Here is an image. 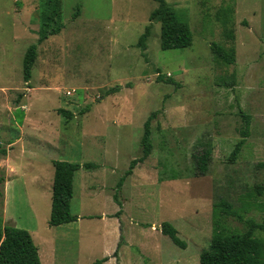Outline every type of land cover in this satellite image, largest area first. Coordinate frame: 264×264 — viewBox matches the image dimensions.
Masks as SVG:
<instances>
[{"label":"rangeland","instance_id":"obj_1","mask_svg":"<svg viewBox=\"0 0 264 264\" xmlns=\"http://www.w3.org/2000/svg\"><path fill=\"white\" fill-rule=\"evenodd\" d=\"M167 2L189 22L190 47L163 50L157 22L147 50L138 45L155 0H62L65 27L38 45L28 84L24 56L38 42L47 0H0V218L32 234L42 264H94L117 249V264H201L213 235L214 203L223 197L239 206L240 197L264 183L257 166L264 161V0ZM231 3L237 60L226 66L215 62L212 44L225 43L216 12ZM153 113V151L118 190L131 161L143 155L144 126ZM244 115L251 117L249 136L233 159L244 139ZM19 119L27 163L34 152L42 180L13 179L17 193L9 196L5 223L8 157L2 153ZM202 142L213 149L205 175L194 159ZM14 149L10 159L18 167L22 157ZM54 159L95 165L77 171L71 201L74 215L88 217L58 227L48 223L52 192L42 202L33 195L36 187L52 191L55 170L47 162ZM250 215L264 221L258 210ZM164 222L177 228L185 247L162 232Z\"/></svg>","mask_w":264,"mask_h":264},{"label":"trees","instance_id":"obj_2","mask_svg":"<svg viewBox=\"0 0 264 264\" xmlns=\"http://www.w3.org/2000/svg\"><path fill=\"white\" fill-rule=\"evenodd\" d=\"M158 7L150 15V23L141 35L138 45L143 51L147 50V40L151 36L154 23L161 24V48L163 50L183 49L193 43V31L188 21L181 18L178 10L171 6L167 0H155ZM48 9L43 11L42 23L38 31L37 44L31 45L24 56L23 74L24 80L29 84L32 78V70L38 58V45L50 36L59 34L65 27L62 20V0H47ZM235 4L221 6L216 12V18L221 25V32L225 43L213 42L212 52L215 62L220 65H233L237 60L236 30H235ZM80 15L78 6L75 17ZM164 79L160 77V80ZM166 82H174L170 77ZM28 87H30L28 85ZM120 85L111 89L118 91ZM60 113L68 118L74 114L66 109H60ZM154 113L150 115L144 126L141 140L143 155L131 161L130 168L117 184L122 189L128 176L133 174L138 163H143L153 151L151 121ZM246 128L242 131L244 139H241L235 147L232 158L235 159L245 144V138L249 136L250 116L244 115ZM1 148V147H0ZM6 150L3 149V152ZM213 149L210 144L201 143L194 153L197 171L205 175L212 161ZM55 167L53 180L52 209L49 219L50 226L78 220V216L71 212V201L74 195V180L77 171L82 167H93V163H77L68 160H53ZM258 168L264 169V161L258 163ZM114 199L119 201L118 193ZM240 205L234 206L226 198L218 199L213 205V235L208 248L200 255L201 264H264V221H257L250 213L258 210L264 213V183L255 184L249 192L239 198ZM121 204V203H120ZM120 214V213H119ZM229 220L237 221L238 225H231ZM162 232L168 235L172 241L182 247L186 243L180 238L177 228L170 222L162 224ZM108 258L96 261L94 264H102ZM0 264H42L39 248L35 244L32 234L23 228L3 225L0 218Z\"/></svg>","mask_w":264,"mask_h":264},{"label":"crops","instance_id":"obj_3","mask_svg":"<svg viewBox=\"0 0 264 264\" xmlns=\"http://www.w3.org/2000/svg\"><path fill=\"white\" fill-rule=\"evenodd\" d=\"M22 97H23V93H20L18 99L16 100V102L19 103L21 101ZM18 123L20 125H18V127H15V135L13 137V140L10 141V143L8 144V148L7 149L5 148L6 151L2 153L3 155H6L8 157L7 161H6L7 162V175H6L5 188H4V212H5V210L8 211V209H9L8 208V205H9V202H10L9 196L11 194L17 193V187L14 186L15 180H13L15 177H18L20 174L24 175V176L28 175L29 176V180H31V182L33 184L35 182H39L40 183V181L42 180L41 179L42 178V174L40 173V170H37L38 166H36V165L34 166L33 165V158L34 157L31 158V156H33L32 153H34V152L31 151L32 153H30V155H29L30 156V160H29V165H28V163H27V158L28 157L26 156L27 151H26L25 147L22 148L23 147V142H24V131H23V125H21V124L25 123V121L23 122V119H19ZM0 147L2 148L1 144H0ZM16 147L19 148L17 154L18 155L21 154V157H22V160H20L21 163L18 164V167H17V165L13 164V162H11V159H10L11 158V153L13 152V149L16 148ZM54 160H57V159H54ZM47 163H48V169L52 173V168L54 167L53 160L52 161H48ZM39 169H41V167H39ZM54 170H55V167H54ZM54 173H55V171H54ZM76 175H77V173H76ZM76 175H75V180H76ZM50 176H52V175L50 174ZM48 179H49V176H48ZM51 180L52 179H50V181ZM75 180H74V183H75ZM49 185H51V182L49 183ZM13 188H15L14 192L12 191ZM34 190L35 191H34L33 195H35V197H37L38 201L40 200L41 202L43 200H45L51 194V192H52V195H53V186H52V191L48 187L46 189H43V188L40 189V188L36 187V189H34ZM115 194H116V192H115ZM115 194H114V196H115ZM13 196H15V195H13ZM47 207H48L47 214H49V216H50L51 213L49 212L50 211L49 210V201H48V206ZM51 209H52V205H51ZM120 212H121V210H119L117 212L108 213V214H102V215H100L98 217H100V219H103L104 217H114V216H118ZM5 214H6V212L4 213V222H5ZM77 216H78V220H80L81 218H84V217H88L86 215H83V216L82 215H77ZM91 217H94V216L91 215ZM48 219H50V218H48ZM37 220L38 219L36 218V221ZM78 220H76V221H78ZM76 221H74V222H76ZM48 223H49V220H48ZM70 223H73V222H70ZM70 223H66V224H70ZM66 224H62V225H66ZM62 225H59V226H62ZM4 226H5V224H4ZM35 227H38V226H36V224H35ZM51 227H58V226H51ZM121 238H122V233H121ZM119 244H120V242L118 243V245ZM104 258H108V260L103 262V263H107V262H109L111 260H115L116 264H117V261L119 259V257H118V249L115 252L111 253V255H108V256H106ZM40 259H41V257H40ZM41 262H42V260H41Z\"/></svg>","mask_w":264,"mask_h":264},{"label":"built area","instance_id":"obj_4","mask_svg":"<svg viewBox=\"0 0 264 264\" xmlns=\"http://www.w3.org/2000/svg\"><path fill=\"white\" fill-rule=\"evenodd\" d=\"M71 93V92H70Z\"/></svg>","mask_w":264,"mask_h":264}]
</instances>
